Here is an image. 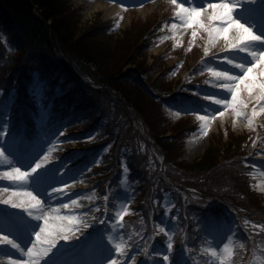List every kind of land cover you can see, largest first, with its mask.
Listing matches in <instances>:
<instances>
[{
	"label": "rangeland",
	"instance_id": "1",
	"mask_svg": "<svg viewBox=\"0 0 264 264\" xmlns=\"http://www.w3.org/2000/svg\"><path fill=\"white\" fill-rule=\"evenodd\" d=\"M66 1L75 10L79 22L78 35L95 34L93 41L96 45L106 47L112 52V57L116 59L115 65H119L117 60L121 66L129 63L130 60L126 58L123 60V56L124 54L126 56L132 45L138 47L144 42L151 43L152 47L141 57H137L140 54L139 52L136 54L134 49L130 51L131 61L136 60L147 66L149 70H153L154 74L147 73L142 79H148L150 84L156 82L158 86L170 88L173 91L170 95L192 97L187 101L190 104L177 109L171 105L166 112H162L163 116L154 117V124L160 125L157 134L163 132L165 134L163 138L169 137L175 141V151L172 153L174 160L184 164L194 163L205 157L208 150L216 151L219 147L227 149L232 138L242 139L241 145L246 144L247 146L244 147L246 150H243V146L238 149L240 144L233 142L230 150L233 154L240 150L242 154L234 158L239 156L237 159H240L242 164L245 156L247 158L249 155L250 162L238 169L245 192L254 194L250 196L251 201L246 200L244 205L262 210L263 215L254 216L256 212L253 211L254 220L251 222V228L247 230L241 217L232 213L231 209L224 208L223 214L226 217L230 216V220L217 225L216 237L213 239L207 236L199 240L200 251L196 255L197 261L193 260L191 253H186L187 249L183 245L181 247L185 255L181 250L179 253L175 251L171 240H166L167 252L153 254L151 250L149 252V249H146L141 254V260L137 262L134 253L131 252L132 246L142 239L135 236L128 245L121 223L125 217L132 218L134 210L139 205L146 204L144 197L141 195L142 199L137 201L133 191L134 183L126 170L120 176L114 173L115 184L119 180L117 187L111 188L112 182H107L109 179L107 181L101 179L99 172L104 171L103 161L109 160L116 147L101 145L95 148L94 152H90L87 159L75 155L82 143L95 140L99 132L91 134L85 141H67L71 135H81L86 132V113L74 117L71 121L65 117H58L53 121L52 109L60 102L61 95H57L53 102L51 101V107L47 108L45 103L50 102L44 100L46 94L44 86L47 79H41L42 82L37 85L36 91L39 120L35 136H28L25 130H21L20 123L17 128L11 127L16 120L13 118L22 115L17 111L20 109L18 101L13 100L9 108L2 113L0 234L7 236L18 247L14 248L4 241L3 243L6 244L0 246V264H12L13 261L19 264L23 259L30 258L27 250L32 248L33 244L36 245L33 254L35 260L32 259L34 264H84L85 261L90 264H111V260H116L117 264H132L133 261L135 264H196L198 262L200 264H264V256L260 255L257 244V240L263 239L261 234H264V191L259 186L261 182L264 184V162L257 160V157H264V110L260 108V104L264 102L259 100L258 88H254L251 94L242 88L236 106L224 108L215 103L217 99L230 101L231 95L226 89L218 86L225 82L223 78L213 76L208 69L215 68L218 71L240 74V70L234 64H228L224 58L234 59L235 63L252 59L248 52L239 51L242 45L236 48L230 47V42L236 37L235 35L231 39V32L235 33V29H229L227 40L210 31L213 27H218L221 22H213L210 19L214 10L208 5L218 4L221 0H176L175 4L173 0ZM262 1L264 0H223L230 5H236L232 11L234 19L250 27L254 34L264 36V16L260 19L259 13L256 12L258 7L262 10L261 5L264 3L261 4ZM101 4L117 6L120 11L116 15H111L109 9L103 8ZM180 4L185 8L203 9L197 18L199 24L188 26L187 17L179 13ZM193 32L195 36L192 35ZM146 34L147 40L141 42V35ZM244 43L255 44L257 49L262 47L260 42L245 41ZM251 50L256 49L250 48ZM166 72H170L169 75ZM258 72L259 65L251 74L252 77L260 79ZM240 101L247 106L241 105ZM192 102L196 104L193 105ZM237 112L240 115H237ZM201 116L208 118L200 119ZM221 116L224 117L222 120H220ZM175 129L185 130L180 132ZM139 130L143 132L142 126ZM161 137L159 136L160 139ZM149 141L154 145L150 139ZM159 149L160 147L155 148L153 154L157 159L159 173L166 175L171 169L165 163L160 151L162 149ZM93 154L94 156H91ZM37 163L41 167L37 172L32 173L31 168ZM14 168H19L27 175L22 179L9 178L8 174L12 173ZM185 180L186 178L182 177V181ZM155 181L157 177L153 180L154 183ZM54 188L57 191H53ZM62 191L66 193L54 198ZM107 191L112 195L111 197L116 194L117 201L113 205V211L111 207L107 208L110 197L103 196ZM28 192L37 199L38 193L43 192L42 198L46 201V206L41 208L38 205L31 208L32 202L26 195ZM72 193L76 195L71 197ZM68 196L66 201H62ZM8 199L22 207L13 208L12 204L2 203ZM100 200L104 203L101 208L98 206ZM191 203L199 204V207L208 211L217 209L220 204L214 199L202 197V194L192 187H187L186 192L176 189L175 195L169 192L163 199L164 222L154 224L157 234L163 233L160 232L161 227L167 233L174 229L170 237L178 234L181 230V226L178 225L180 212L186 214V208ZM41 213L49 217L52 230L49 239H58L55 247L47 252V255L44 254L48 248L44 237L39 242L35 237L40 227L44 225L43 219L35 218ZM97 223L100 225L93 230ZM252 231L255 234L251 233ZM63 235H67L68 239L59 238ZM13 236L18 237L23 245H18ZM169 244L172 245L171 249L168 247ZM117 245L121 246L122 252L117 249ZM8 251L10 255H7ZM261 251L264 252V249ZM170 254L179 261L172 262ZM165 256L168 257L167 260L163 259ZM32 260L27 261L26 264H31Z\"/></svg>",
	"mask_w": 264,
	"mask_h": 264
},
{
	"label": "trees",
	"instance_id": "2",
	"mask_svg": "<svg viewBox=\"0 0 264 264\" xmlns=\"http://www.w3.org/2000/svg\"><path fill=\"white\" fill-rule=\"evenodd\" d=\"M78 23L75 10L66 0H0V131L3 111L16 100L20 106L17 111L22 115L13 118L16 120L11 127L22 125L21 130H25L28 136H35L39 120L36 91L41 79H47L44 86V100L50 101L45 103L47 108L51 107V101L57 95H61L60 102L52 109L53 121L58 117L71 121L86 113V132L71 135L67 141H85L96 132H99L98 137L82 143L75 155L87 159L89 153L101 145L116 147L112 157L103 161L104 171L99 172L101 179H109L107 182H112L111 188H114L119 182L118 180L115 184L114 173L120 176L127 171L134 183L136 198L142 199L143 196L146 202L136 209L138 216L123 221L128 245L135 236L142 239L132 246L131 252L137 262L151 243L152 222H163L164 197L169 192L175 195L176 189L186 192L187 187H192L202 197L218 201L219 207L208 211L199 207V204L188 205L186 214L180 212V232L171 237H160L153 246L154 252L163 253L166 240H171L175 251L179 253L181 250L185 255L181 247L183 245L191 253L193 260L197 261L199 240L210 235L215 226L229 219L230 216L223 214L224 208L231 209L232 213L241 217L247 230L251 228L253 211L257 217H261L263 212L254 206L251 208L244 205L246 200L251 201L250 196L254 194L245 192L238 169L250 162L249 155L247 158L245 156L242 164L237 159L242 154L240 150L234 154L230 150L232 142L240 144L238 149L243 146V150H246L244 147L247 145H241L242 139L232 138L227 149L219 147L216 151L208 150L205 157L194 163L184 164L174 160L172 153L175 151V141L173 138H163V132L157 134L160 125L154 124V117L166 112L171 105L177 109L190 104L187 101L192 97L170 95L173 93L170 88L158 86L156 82L150 84L148 79H142L143 75L152 74L153 70L136 60L131 61L130 51L134 49L136 54L139 52L137 57L144 55L152 47L151 43L144 42L148 38L147 34L140 38L144 44L139 45L138 42V47L132 45L126 56L124 54L123 60L126 58L130 61L126 62L128 64L122 62L124 65L121 66L119 60V65H115L116 59L112 57V52L96 45L93 41L95 34L79 36ZM169 73L166 72L168 75ZM140 126L143 132L139 130ZM175 130L183 132L185 129ZM158 145L162 149L166 165L171 169L166 175L159 173L157 159L153 154V150L159 148ZM236 155L239 156L234 158ZM155 177L157 181L154 183ZM182 177L186 180L182 181ZM103 196L110 197L107 208L111 207L113 211V205L117 201L116 194L111 197L107 191ZM98 206L101 208L104 203L100 200ZM99 225H94L93 230ZM261 237L263 239L257 240V244L260 255L264 256L261 251L264 249L263 233ZM160 245L163 248L160 249ZM170 259L172 262L179 261L171 254Z\"/></svg>",
	"mask_w": 264,
	"mask_h": 264
},
{
	"label": "snow or ice",
	"instance_id": "3",
	"mask_svg": "<svg viewBox=\"0 0 264 264\" xmlns=\"http://www.w3.org/2000/svg\"><path fill=\"white\" fill-rule=\"evenodd\" d=\"M173 3H176V0H173ZM209 8L213 9L214 12L211 15L210 19L213 22L220 21V25L218 27H213L210 29V31H214L217 35L223 36L225 40L228 39L227 33L229 32V29H236L239 33L233 42H230V47L236 48L238 45H242L239 47V51L241 52H248L251 56V61L243 62V63H235L234 59H228L225 57L224 59L227 60L228 64H234L236 68L240 70V74H232L230 71H218L215 68H209L208 71L215 77L223 78L225 81L224 83L219 84L218 86L226 89L230 95L231 100H225V99H217L215 101L216 104L224 106V108L228 107H234L237 105L238 99H239V93L241 89L243 88L246 90L249 94L253 92L254 88H258L260 95L259 100L264 102V36H260L257 34H254L252 29L242 23H240L238 20L234 19L232 16V11L236 7V5H230L229 3L223 2L221 0L220 3L214 4L210 3L208 5ZM179 13L184 14L187 17V24L188 26H192L193 24H199V20L197 19L201 12L203 11L202 8H185L183 4L178 5ZM193 36H195V32L192 33ZM245 41H252V42H260L262 47L260 49H257L255 47V44H245ZM250 48H255L256 50H251ZM259 65V72L258 75L260 79H256L252 77L253 71L256 69V66ZM240 104L246 107L247 105L244 104L243 101H240ZM261 110H264V103L260 104ZM221 114H223L221 112ZM237 115H240L239 112H237ZM252 115H255V110L253 111ZM208 117L201 116L200 119H206ZM0 134H3V131H0ZM2 154V153H0ZM41 165L39 163L35 164V167L31 168V172L35 173L38 169H40ZM9 178H15V179H22L27 174L25 172H21L19 168H14L12 170V173H9ZM6 191V190H5ZM53 191H57L56 188L53 189ZM26 195L30 198V201L32 202L30 207L35 208L36 206L40 205V200L37 199L36 196L32 195L31 192L26 193ZM3 204H12L13 208H20L22 205L12 203L10 199L2 201ZM98 210V209H97ZM29 214L32 215V212L29 211ZM36 219H43L44 225L43 227H40L39 232L35 234L36 241H41V238L44 237V241L48 244V248L45 251V255H47V252L51 251L52 248L55 247L56 243L58 242L57 238L49 239V237L52 236V230L49 225V217L45 216L43 213L41 215L35 216ZM165 229L163 227L160 228V232H164ZM47 234V235H45ZM59 238L62 239H68L67 235L60 236ZM7 241V243L11 244L12 247H18L12 240H10L7 236L0 234V242ZM119 251H123L120 245L116 246ZM169 249H171L172 245H168ZM36 248V245L33 244L32 248H29L27 250L28 256H33L34 250ZM164 260H167L168 257L165 256L163 258ZM12 264H17V262L13 261ZM19 264H23V262H19ZM111 264H117L116 260H111ZM132 264H135V261L132 262Z\"/></svg>",
	"mask_w": 264,
	"mask_h": 264
},
{
	"label": "bare ground",
	"instance_id": "4",
	"mask_svg": "<svg viewBox=\"0 0 264 264\" xmlns=\"http://www.w3.org/2000/svg\"><path fill=\"white\" fill-rule=\"evenodd\" d=\"M264 1H262L261 2V4L263 3ZM102 5V7L103 8H108L109 9V12H110V14L111 15H116V13L117 12H119L120 11V9L117 7V6H114V5H108V4H101ZM261 6H263L262 7V10H260L261 8L260 7H258L257 8V11L256 12H258L259 13V17H260V19H263V16H264V3H263V5H261ZM239 33L237 32V30L235 29V33L234 32H231V39L232 38H234V36L236 35H238ZM224 117H220V120H222ZM257 160L258 161H261V162H264V157H257ZM260 188L262 189V191H264V184L261 182L260 183ZM66 193V191H62V192H60V193H57L56 195H55V197L54 198H56V197H59L60 195H63V194H65ZM38 195H39V200H40V205L39 206H41V208H43V206H46V201L45 200H43V198H42V196H43V192H41V193H38ZM76 194H74V193H72L70 196L72 197V196H75ZM69 198V196L68 197H66L64 200H62V201H66L67 199ZM49 202H51V201H49ZM13 239H15L16 241H17V244L18 245H23V242L18 238V237H16V236H13ZM0 243H3V242H0ZM6 243H3V244H0V246H3V245H5ZM7 255H10V251H8L7 252ZM34 258V255L33 256H31L30 258H25V259H23L21 262H23V264H26L27 263V261H30V260H32ZM34 260H35V258H34ZM13 261V260H12ZM15 262H17V261H15ZM19 262V261H18ZM34 261L32 260V262H31V264H34L33 263Z\"/></svg>",
	"mask_w": 264,
	"mask_h": 264
}]
</instances>
